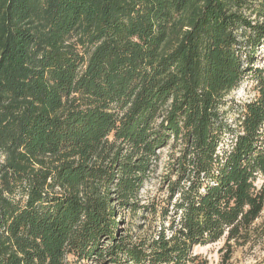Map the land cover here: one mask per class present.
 Instances as JSON below:
<instances>
[{
  "label": "trees",
  "instance_id": "trees-1",
  "mask_svg": "<svg viewBox=\"0 0 264 264\" xmlns=\"http://www.w3.org/2000/svg\"><path fill=\"white\" fill-rule=\"evenodd\" d=\"M263 48L264 0H0V264L264 246ZM162 163L168 195L140 204ZM118 207L160 223L118 237Z\"/></svg>",
  "mask_w": 264,
  "mask_h": 264
},
{
  "label": "rangeland",
  "instance_id": "rangeland-1",
  "mask_svg": "<svg viewBox=\"0 0 264 264\" xmlns=\"http://www.w3.org/2000/svg\"><path fill=\"white\" fill-rule=\"evenodd\" d=\"M261 60L258 65H264V48L261 49ZM258 62V61H257ZM256 95V91L253 88V83L249 80H245L237 89L233 90L229 98L234 102L241 103L250 100ZM228 116L232 119L236 118V113L233 111H228ZM3 158V157H0ZM166 160V159H164ZM165 172V165L162 163L159 165L155 171L147 178L143 184L140 195L139 202L143 205H149L153 200H159L166 198L168 195L166 186H163V174ZM264 182V179L259 180V183ZM162 187V188H161ZM119 224V236L118 237H128L130 240H138V238L143 237L152 232V230L158 226L160 223V217L158 214H153L150 209L140 210L134 213L131 209L127 207H118V212L116 215V221ZM121 233V235H120ZM110 242H104L105 246H109ZM225 244V239L222 238L218 241L208 243L206 245H198L194 248V253L201 254L204 258L208 259L209 264H220L221 262V249ZM264 256V246H257L254 249H250L249 245L240 246L236 248L234 257L230 264H254V262L260 257ZM68 260L75 263L74 257H69ZM78 264H112L105 261H97L95 259L81 260Z\"/></svg>",
  "mask_w": 264,
  "mask_h": 264
}]
</instances>
